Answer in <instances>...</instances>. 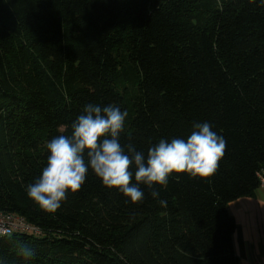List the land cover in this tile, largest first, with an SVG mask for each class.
<instances>
[{"label": "trees", "instance_id": "16d2710c", "mask_svg": "<svg viewBox=\"0 0 264 264\" xmlns=\"http://www.w3.org/2000/svg\"><path fill=\"white\" fill-rule=\"evenodd\" d=\"M87 104L128 112L122 147L207 122L225 154L211 177L140 185V203L89 168L47 213L27 186ZM263 177L264 0H0V210L41 230L0 235V264H241L229 204Z\"/></svg>", "mask_w": 264, "mask_h": 264}, {"label": "clouds", "instance_id": "9594fccd", "mask_svg": "<svg viewBox=\"0 0 264 264\" xmlns=\"http://www.w3.org/2000/svg\"><path fill=\"white\" fill-rule=\"evenodd\" d=\"M127 116L126 110L114 105H85L83 114L71 125V135L60 134L47 143V165L27 186L28 197L43 211L55 213L69 192L80 190L91 168L104 186L118 189L132 203H140L144 200L140 185L151 190L157 184L166 186L173 173L203 179L218 170L227 142L209 123L194 124L186 139H161L145 155L133 144L125 148L119 142ZM151 196L158 198L159 192L152 190ZM159 203L166 206L167 202ZM20 252L25 258L34 255L23 246Z\"/></svg>", "mask_w": 264, "mask_h": 264}, {"label": "crops", "instance_id": "0c3cea01", "mask_svg": "<svg viewBox=\"0 0 264 264\" xmlns=\"http://www.w3.org/2000/svg\"><path fill=\"white\" fill-rule=\"evenodd\" d=\"M236 219L234 245L241 264H264V183L229 204Z\"/></svg>", "mask_w": 264, "mask_h": 264}, {"label": "built area", "instance_id": "2783aa9c", "mask_svg": "<svg viewBox=\"0 0 264 264\" xmlns=\"http://www.w3.org/2000/svg\"><path fill=\"white\" fill-rule=\"evenodd\" d=\"M264 183V177L262 184ZM30 231L39 234L41 230L29 223L25 218L0 210V235L12 234L14 232Z\"/></svg>", "mask_w": 264, "mask_h": 264}]
</instances>
